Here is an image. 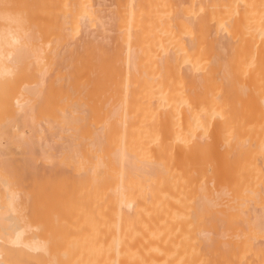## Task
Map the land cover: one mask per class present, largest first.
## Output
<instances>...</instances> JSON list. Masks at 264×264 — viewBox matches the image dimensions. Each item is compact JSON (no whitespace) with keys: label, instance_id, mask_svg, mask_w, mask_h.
<instances>
[{"label":"bare ground","instance_id":"obj_1","mask_svg":"<svg viewBox=\"0 0 264 264\" xmlns=\"http://www.w3.org/2000/svg\"><path fill=\"white\" fill-rule=\"evenodd\" d=\"M103 1L0 0V264H264V0Z\"/></svg>","mask_w":264,"mask_h":264},{"label":"rangeland","instance_id":"obj_2","mask_svg":"<svg viewBox=\"0 0 264 264\" xmlns=\"http://www.w3.org/2000/svg\"><path fill=\"white\" fill-rule=\"evenodd\" d=\"M101 1H103V0H101ZM103 2L106 3V4L108 5V3H110V0H109V1H108V0H105V1H103ZM104 3H102V4H104ZM105 6H106V5H105ZM103 7H104V6H103ZM106 13H107V12H106ZM104 14H105V13H104ZM96 32L98 33V31H96ZM96 32L94 33V36H96V35H95V34H97ZM98 35H99V34H98ZM79 36H80V38H81V37H82V33H80L79 35H77V39L80 40V41H82V42L80 43V41L77 40L78 42L75 41V42H77V43H75L76 45H77V44H78V45H81L82 43H84V40L80 39ZM86 38H87V37H86ZM85 40H86V39H85ZM86 41H87V40H86ZM79 43H80V44H79ZM48 142H49V141H48ZM53 149L56 150L55 147H54ZM25 187H27V185H26ZM25 187H24V188H25ZM27 188H28V187H27ZM25 189H26V188H25Z\"/></svg>","mask_w":264,"mask_h":264}]
</instances>
